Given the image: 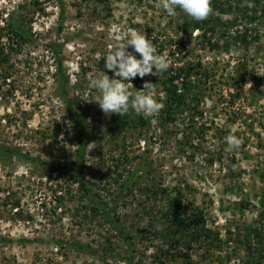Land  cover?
I'll return each instance as SVG.
<instances>
[{
  "label": "rangeland",
  "instance_id": "374dc122",
  "mask_svg": "<svg viewBox=\"0 0 264 264\" xmlns=\"http://www.w3.org/2000/svg\"><path fill=\"white\" fill-rule=\"evenodd\" d=\"M59 3L64 21L57 34ZM184 15L179 9L175 17L167 15L161 0H0V143L19 153L0 155V264H125L130 254L101 217L81 218L88 203L68 172L53 169L55 162L72 160L77 148L55 92L48 47L54 40L61 44L72 108L84 123L81 177L92 187L89 196L111 207L110 215L128 231L131 264H264V20L252 26L257 37L243 43L220 37L218 28L205 36L181 30ZM218 15L227 21L234 14ZM13 17L30 29L31 40L8 38ZM133 31L151 39L174 69L185 67L190 85L171 119L161 110L145 113L147 123L138 126L130 109L122 116L128 125L117 129L92 101L99 92L90 81L102 71L113 78L103 58ZM164 79L137 76L130 90H143L148 80L158 100ZM182 81H173L178 92ZM228 136L240 141L238 148L229 150ZM137 166L149 169L139 178L141 187L164 188L155 200L137 182L120 190ZM174 195L184 217L201 212L211 243L166 241L168 221L159 209ZM249 226L258 229L252 255ZM53 238L106 247L116 256L102 260L95 250L55 246Z\"/></svg>",
  "mask_w": 264,
  "mask_h": 264
},
{
  "label": "trees",
  "instance_id": "16d2710c",
  "mask_svg": "<svg viewBox=\"0 0 264 264\" xmlns=\"http://www.w3.org/2000/svg\"><path fill=\"white\" fill-rule=\"evenodd\" d=\"M97 2H105L107 0H95ZM155 1V0H153ZM251 6H248L244 3V0H211V8L212 11H216L218 14H234L233 17L227 21H222L220 16L213 15L212 11L210 12L207 19L203 21H195L191 17L184 15L183 18L177 23L179 29L184 30L188 33H192L194 30L201 31V36H205L207 32H214L216 28L219 29V36L229 37V40H233L234 42H243L248 43L252 38H256L257 35L252 36L250 32L255 30L252 26H255L256 23L264 20V0H248ZM58 7V20H57V28L56 32L59 34L62 30V24L64 21V9L61 3L57 5ZM239 14L243 15L240 19ZM238 27V28H237ZM8 30V38L13 42H27L32 39L33 33H31L30 29H26L22 20L17 17H13L9 23H7ZM150 32V29H148ZM231 31V32H229ZM249 32V33H248ZM51 53L55 59V81H56V96L63 103L67 118L70 121L71 128L73 130V134L76 138L77 148L75 152V156L72 160L67 162H55L53 165V169L59 172H68L71 177V182L77 184L78 190L81 191L82 196L85 198V201L88 203L87 210L89 213H84L81 216L82 219H86L85 217L93 218L95 216H99L102 218L103 222L107 223L116 234L120 237L126 250L129 251V255L123 257V260L126 262L125 264H131L134 258V253L131 248L130 235L126 228L121 224V221L118 216L110 215L111 207H107L106 203L102 200L95 199L90 195L92 192V187L82 179L81 173L84 168L83 155L85 152L86 144L83 140L84 136V126L80 118L78 117L75 110L72 108L73 98L69 96V92L67 89L68 86V76L64 73V69L60 60L61 54V44L54 40L52 43L48 45ZM225 48L227 49V44H225ZM198 64V63H197ZM188 69V67H187ZM184 72V73H182ZM182 73V76H180ZM165 79L163 80V97L159 98V101H162L164 107L161 109V112L164 114L165 119H171L174 110L180 108L184 102L185 93H188V87L190 85L189 73L185 67H180L179 69H174V67L170 66L169 70L165 73ZM205 77H208L207 74L203 73ZM182 77V86L184 87L183 91H177L176 85L173 83L174 79ZM186 78V79H185ZM187 80V81H185ZM259 79L255 81L256 84H259ZM197 98V97H195ZM110 120L115 123L117 129H122L128 125V120L123 118L122 116H118L116 114H110ZM147 123L146 119L142 114L137 115V125L144 126ZM14 154L18 155L19 153L15 150H12L7 145L0 143V155L6 154ZM41 162H43L41 160ZM149 169L147 167H138L133 173L125 179L121 185L120 190H132V188L136 185L138 190H148L151 193L149 198L155 200L158 198L157 196H161L165 190L160 186H155L152 184L151 186L141 187L138 184L139 178H141V174L148 175ZM118 196V195H117ZM118 198V197H117ZM182 208L181 199L179 195L171 196L166 200V204L164 208L159 209L161 215L167 218V226L165 229V236H167L166 241L169 244L174 243V245L183 244L186 246H190L192 243H205L210 242L211 239V231L209 228L205 227L203 224V217L201 212L194 213L193 217L186 218L180 213V209ZM258 235V229L255 227L248 228L246 233L247 239V253L248 255L253 254V249L251 247L252 236ZM218 240V239H217ZM51 244L61 247L65 243L69 244L70 247L75 249H84L88 252L95 250L100 254L101 259H105L109 254L110 256H116L111 250L106 247L104 249L93 248L89 245H82L78 242L68 243L61 238H53L49 241ZM211 243V242H210ZM216 247L218 245H215ZM112 254V255H111ZM248 264H251L248 261Z\"/></svg>",
  "mask_w": 264,
  "mask_h": 264
},
{
  "label": "clouds",
  "instance_id": "9594fccd",
  "mask_svg": "<svg viewBox=\"0 0 264 264\" xmlns=\"http://www.w3.org/2000/svg\"><path fill=\"white\" fill-rule=\"evenodd\" d=\"M244 3L251 6L248 0ZM161 6L167 15L175 17L177 9L195 21L207 19L211 8V0H161ZM136 54H139L137 58ZM105 68L111 70L113 78L106 72L90 81V86L99 92L93 99L106 114L123 116L131 109L137 115L157 114L163 107L162 101L155 97L153 83L145 80L143 90L133 92L132 79L146 75L158 77L167 72L170 60L157 53L151 39L144 34L133 31L123 38L104 56ZM229 150L238 148L240 141L233 136L226 138Z\"/></svg>",
  "mask_w": 264,
  "mask_h": 264
}]
</instances>
